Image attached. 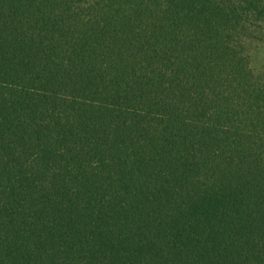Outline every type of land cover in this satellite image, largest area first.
Masks as SVG:
<instances>
[{
  "label": "trees",
  "instance_id": "obj_1",
  "mask_svg": "<svg viewBox=\"0 0 264 264\" xmlns=\"http://www.w3.org/2000/svg\"><path fill=\"white\" fill-rule=\"evenodd\" d=\"M264 0H0V264H264Z\"/></svg>",
  "mask_w": 264,
  "mask_h": 264
},
{
  "label": "rangeland",
  "instance_id": "obj_2",
  "mask_svg": "<svg viewBox=\"0 0 264 264\" xmlns=\"http://www.w3.org/2000/svg\"><path fill=\"white\" fill-rule=\"evenodd\" d=\"M251 41L248 46L251 54V63L258 74L264 75V35Z\"/></svg>",
  "mask_w": 264,
  "mask_h": 264
}]
</instances>
